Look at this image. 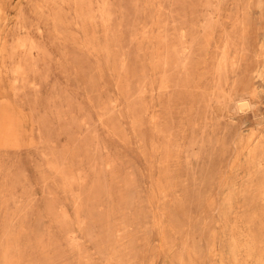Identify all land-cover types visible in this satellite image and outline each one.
Here are the masks:
<instances>
[{"label":"rangeland","instance_id":"1","mask_svg":"<svg viewBox=\"0 0 264 264\" xmlns=\"http://www.w3.org/2000/svg\"><path fill=\"white\" fill-rule=\"evenodd\" d=\"M0 264H264V0H0Z\"/></svg>","mask_w":264,"mask_h":264},{"label":"clouds","instance_id":"2","mask_svg":"<svg viewBox=\"0 0 264 264\" xmlns=\"http://www.w3.org/2000/svg\"><path fill=\"white\" fill-rule=\"evenodd\" d=\"M242 103H247L246 101L242 102ZM238 107V110L241 112V114H243V110L242 109H239V105L237 106Z\"/></svg>","mask_w":264,"mask_h":264},{"label":"bare ground","instance_id":"3","mask_svg":"<svg viewBox=\"0 0 264 264\" xmlns=\"http://www.w3.org/2000/svg\"><path fill=\"white\" fill-rule=\"evenodd\" d=\"M24 47V46H23Z\"/></svg>","mask_w":264,"mask_h":264}]
</instances>
